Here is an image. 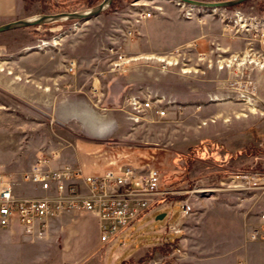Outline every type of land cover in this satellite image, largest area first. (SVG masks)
Segmentation results:
<instances>
[{"label":"rangeland","instance_id":"rangeland-1","mask_svg":"<svg viewBox=\"0 0 264 264\" xmlns=\"http://www.w3.org/2000/svg\"><path fill=\"white\" fill-rule=\"evenodd\" d=\"M101 1L15 0L11 16L1 20L81 10ZM134 1L146 4H139V11L150 9L153 15L191 20L213 13L201 9L187 19L184 4L177 0H113L108 10L87 20L0 33L1 171L17 180L38 157L63 149L67 156L76 152L83 157L94 172L126 165L159 169L163 188L174 190L163 196L165 207H152L103 248L105 264L125 259L127 264H163L184 233L198 249L212 248L219 237L213 225H234L242 217L253 226L264 212V191L220 186L232 172L264 170V27L253 25L250 32L237 34L219 19L232 39L150 55L173 58L168 65L139 53L142 49L130 52L124 43L129 37L116 39L122 37L116 29L127 17L121 13ZM235 11L243 18H264V0H247L226 13ZM137 35L139 30L132 37ZM57 67L58 81L52 78ZM26 82L61 85L64 103L54 113L50 105L27 104L20 95ZM134 96L150 98L152 108L134 112ZM209 185L217 190L208 196L197 191ZM15 190L32 191L29 186ZM182 198L191 205L183 219L188 228L170 244L164 228L178 220ZM161 213L166 216L156 220Z\"/></svg>","mask_w":264,"mask_h":264},{"label":"crops","instance_id":"crops-1","mask_svg":"<svg viewBox=\"0 0 264 264\" xmlns=\"http://www.w3.org/2000/svg\"><path fill=\"white\" fill-rule=\"evenodd\" d=\"M14 6L15 0H0V25L9 21L5 22L1 19L9 18ZM138 30L139 35L129 37L124 43L132 49L130 52L142 49L144 51L139 53H146L149 56L167 53L181 46L195 45V43H207L209 46L223 44L234 37H230L231 33L224 28L219 19L207 15L186 20L178 15L159 13L141 20ZM31 56L33 55L23 58L28 60ZM59 73L57 67L52 74L53 80L58 81ZM23 84L20 95L27 104L34 102L42 107L45 104L50 105L54 113L64 103L65 98H61L60 93L61 85H27V82ZM91 130H89L90 133ZM52 152L53 155L50 158L53 167L68 163L81 167L86 175L103 173L92 171L93 169L85 163L83 157L76 152L74 157L67 156V152L63 149ZM74 182L88 193L82 179ZM18 186H29L32 189V191L17 194L21 198H41L51 195L42 191L36 184L23 181L21 177L16 180L15 189ZM185 217L180 212L178 220L172 224L181 228L182 232L188 228L184 225ZM251 227L252 225L244 221L242 217H239L234 225L220 227L218 224L213 225V234L219 235L218 240L212 242L210 245L212 248L200 249L189 243L185 233L179 235L177 242L172 244V238L176 235L168 233L173 252L169 255L171 259L163 264H236L239 260H244L247 264H264V241L249 239ZM108 244L100 242L96 220L78 212L61 215L50 221L47 228H41L38 223H35L30 233L25 232L18 223L13 222L8 227L0 226V264H49V262L50 264H105L102 250ZM151 245L145 247L148 248ZM210 249H217V251L211 253ZM115 261L111 264H117ZM147 264L156 263L148 262Z\"/></svg>","mask_w":264,"mask_h":264},{"label":"built area","instance_id":"built-area-1","mask_svg":"<svg viewBox=\"0 0 264 264\" xmlns=\"http://www.w3.org/2000/svg\"><path fill=\"white\" fill-rule=\"evenodd\" d=\"M139 4L146 6L145 3L134 1L121 13L127 17L121 20L122 25L116 29L122 36L118 34L116 39L136 35L140 21L153 15L150 9L139 11ZM184 7L183 16L187 19L195 17L200 11L192 6ZM130 105L136 113L152 108L150 98L141 100L136 96L131 99ZM21 179L38 185L42 191L51 195L21 198L15 190L16 179L0 170V226L8 227L16 222L25 232L30 233L35 223L41 228H47L50 221L61 215L78 212L96 220L99 240L105 244L116 241L141 215L146 216L152 207H165L167 202L163 201V196L174 194L173 189L163 188V174L156 168L137 169L126 165L107 169L100 174L86 175L81 167L68 163L53 167L51 158L44 156L38 157L22 173ZM77 179H82L88 193L74 182ZM220 186L235 192L264 191V170L232 172L221 180ZM216 187L209 185L197 191L208 196L217 190ZM178 204L181 215L186 216L191 212L187 198L180 199ZM164 230L172 235L182 232L181 228L172 223L167 224ZM248 236L250 240L264 241V212L260 213L258 223L251 227ZM236 264L247 263L239 260Z\"/></svg>","mask_w":264,"mask_h":264},{"label":"water","instance_id":"water-1","mask_svg":"<svg viewBox=\"0 0 264 264\" xmlns=\"http://www.w3.org/2000/svg\"><path fill=\"white\" fill-rule=\"evenodd\" d=\"M113 0H102L99 4L74 11H61L57 13L41 14L36 16H29L0 25V33L26 27L43 26L49 24H56L65 21L72 20H87L102 14L109 9ZM179 2H185L190 4L194 8L200 9H217L227 8L247 0H219V1H201V0H177ZM166 216V213H161L156 217V220H162Z\"/></svg>","mask_w":264,"mask_h":264},{"label":"flooded vegetation","instance_id":"flooded-vegetation-1","mask_svg":"<svg viewBox=\"0 0 264 264\" xmlns=\"http://www.w3.org/2000/svg\"><path fill=\"white\" fill-rule=\"evenodd\" d=\"M201 1H219V0H201ZM181 3H183L184 6H191L190 4L185 3V2H181ZM237 5H239V4H237ZM237 5H234L231 7H235ZM231 7H227V8H231ZM227 8H217V9H210V10H211V12H213L212 13L213 18H215L214 16H217L218 18L216 17L215 19H221L222 22H224V23L229 22L230 24L229 23L226 24L225 27H229L228 25H231L233 27V29L235 30V33L241 34L244 32H250L252 28L255 29L254 28L255 25H257L259 28L264 27V18H261V17H259V18H250V17L245 18L244 17L243 18L242 13L240 11H235L234 13L228 15V13H226ZM202 11H199V12H202ZM252 21H253V23H251ZM253 25H254V27H253Z\"/></svg>","mask_w":264,"mask_h":264},{"label":"bare ground","instance_id":"bare-ground-1","mask_svg":"<svg viewBox=\"0 0 264 264\" xmlns=\"http://www.w3.org/2000/svg\"><path fill=\"white\" fill-rule=\"evenodd\" d=\"M149 59L152 58V60H156V61H164L166 64L168 65H172L173 63H171V61L169 59H173V58H169V57H160V56H150L148 57Z\"/></svg>","mask_w":264,"mask_h":264},{"label":"trees","instance_id":"trees-1","mask_svg":"<svg viewBox=\"0 0 264 264\" xmlns=\"http://www.w3.org/2000/svg\"><path fill=\"white\" fill-rule=\"evenodd\" d=\"M203 144H204V141H201V142H200V146H199V147H202V146H203ZM241 152H243V153H244L245 151H244V150H242ZM237 154H238V153H237ZM156 249H157V247H155V248L153 247V249H152V250H154V251H155ZM127 263H128V261H123V262H122V264H127Z\"/></svg>","mask_w":264,"mask_h":264}]
</instances>
